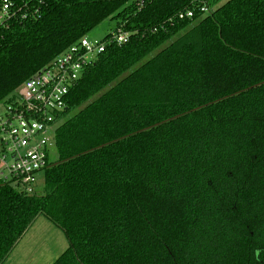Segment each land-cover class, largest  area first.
<instances>
[{
    "label": "trees",
    "instance_id": "1",
    "mask_svg": "<svg viewBox=\"0 0 264 264\" xmlns=\"http://www.w3.org/2000/svg\"><path fill=\"white\" fill-rule=\"evenodd\" d=\"M201 1L44 0L0 30V101L103 20L129 33L70 89L43 187L0 180V264L39 216L52 264H264V0Z\"/></svg>",
    "mask_w": 264,
    "mask_h": 264
},
{
    "label": "built area",
    "instance_id": "2",
    "mask_svg": "<svg viewBox=\"0 0 264 264\" xmlns=\"http://www.w3.org/2000/svg\"><path fill=\"white\" fill-rule=\"evenodd\" d=\"M44 0H1L0 30L15 19L36 14ZM199 10L207 12L206 0ZM193 10L179 14L191 18ZM129 33L111 32L108 41L87 37L70 45L35 74L27 78L16 92L0 101V180L31 193L37 188L38 173L50 163V149L60 115L67 107L70 89L84 69L105 50L107 42L118 45L128 41Z\"/></svg>",
    "mask_w": 264,
    "mask_h": 264
},
{
    "label": "rangeland",
    "instance_id": "3",
    "mask_svg": "<svg viewBox=\"0 0 264 264\" xmlns=\"http://www.w3.org/2000/svg\"><path fill=\"white\" fill-rule=\"evenodd\" d=\"M114 24V19L107 18L86 37L91 41L102 40ZM53 153L51 160H56V151ZM37 177L35 186L41 189L44 184L42 173H38ZM67 247L65 234L48 219L39 216L20 238L3 264H52Z\"/></svg>",
    "mask_w": 264,
    "mask_h": 264
}]
</instances>
